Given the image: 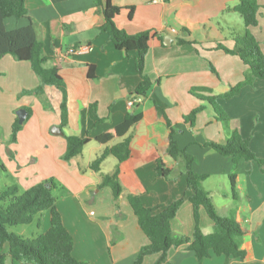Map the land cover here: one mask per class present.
Instances as JSON below:
<instances>
[{
	"label": "crops",
	"instance_id": "obj_1",
	"mask_svg": "<svg viewBox=\"0 0 264 264\" xmlns=\"http://www.w3.org/2000/svg\"><path fill=\"white\" fill-rule=\"evenodd\" d=\"M110 2L123 9L114 19L118 29L129 36L141 32L150 33L148 50L144 58V74L151 80L152 85L145 98L135 95V89L140 83L135 68L136 54L115 50L108 37L98 33L93 27L95 21L93 0H25L27 14L35 27L38 40L42 43L43 56L47 59L44 67L56 68L66 85L67 125L62 130L59 128L61 102L59 91L53 87H44L42 99L19 97L22 92L37 88L39 80L29 63L19 62L10 55L0 59V116L5 118L7 124L5 131L11 130L15 110L30 108L33 116L40 112L52 118V124L63 133L62 135L49 133L50 126H22L17 136V147L21 143L36 147L40 141L47 149L42 150V156L47 161L55 162L61 183L66 185L71 195L62 205L55 203V207L61 215L65 229L73 238V257L83 264H133L138 251L146 246L148 241L128 205L127 197L131 194L139 195L145 207L167 205L184 195L185 200L171 221V231L175 236L191 237L194 223L193 206L189 197L192 191L187 189L186 182L177 187L173 181V175L176 173L175 162L181 164L185 172L184 160L181 157L174 160L166 155L168 130L165 123L153 112V108L157 106L164 111L175 131L173 140L179 150H184L193 157V171L208 176L201 183L220 176L219 172H215L213 164L221 162L224 166L221 172L222 185L216 187L220 188L219 191L215 187L212 190L222 198L224 196L225 207L215 208L217 212L219 210L227 212V207L230 210L235 208L234 220L247 230V234L239 241L240 248L246 252L244 261L213 255L202 264H264V195L257 206L250 208L248 217H245L247 161H239L231 172L230 158L220 156L211 148L204 147L206 143H226L230 138L228 132L220 139H214L212 131L205 132L204 138L195 136L193 133L195 130H201L202 127L210 130L212 126L208 125L217 122L213 115H210V119L203 120L204 126L196 124L198 118H201L202 111L197 114L192 124L183 120V117L193 109L206 104L189 94L192 88H208L210 93H202L204 96L225 93L232 87L227 83L228 69L232 71L236 69L235 78L240 81L243 79L246 68L241 61L215 49L217 43L222 44L227 38L224 37L225 29L220 24L213 25L214 19L230 24L223 16L236 13L234 7L238 0H110ZM128 7L133 8L130 19L126 10ZM262 9L264 4L261 5L260 14ZM205 24H208L209 32H213V29L220 32L218 39L209 37ZM27 25L26 19L18 21L9 19L5 23L7 30ZM257 27L259 17L255 28ZM179 40L183 43L178 44ZM205 45L209 46L205 48ZM70 48L75 50L74 54L68 52ZM260 49L264 52V48ZM210 63L214 65L212 66L217 75L210 72ZM217 66L219 67L216 68ZM129 101L133 103L132 106H128ZM206 109L207 107L203 108ZM127 113H141L144 117L121 139L105 145L94 141L96 136L120 124ZM142 125L146 129L142 147H134L135 139L140 138L138 132ZM151 129H162L161 141L151 138ZM229 130H237L242 139L248 140L249 148L252 142L248 135H243L240 129L229 127ZM65 136L80 138L87 136L90 139L82 153L68 162L61 160L66 148ZM127 138L130 139L131 149L137 151L139 155L124 165V172L120 177L122 193L118 200L119 204L114 206L108 202L99 205L94 198H88V195L98 189L102 176L113 172L117 161L114 158L115 162H111L109 173L104 174L102 167L112 157L109 156L99 171L94 172L89 169L91 159L86 160L81 166L84 152L87 149L90 155L94 153L98 157L105 148ZM249 150L259 158L253 149ZM199 155L206 167L197 164ZM157 159H161L173 170L167 180L155 175ZM233 174L234 193L231 191V182L226 185V181H230ZM206 191L213 201L211 191L208 189ZM98 192L99 190L96 191ZM222 214L225 217L226 213ZM44 219L40 226V234L49 227L47 219ZM199 226L204 235H209L213 231V223L202 208L199 209ZM1 252L7 254L6 245L2 246ZM157 258L158 255L147 256L142 264H153ZM163 264H197V261L183 245L171 248L167 253V261Z\"/></svg>",
	"mask_w": 264,
	"mask_h": 264
},
{
	"label": "trees",
	"instance_id": "obj_2",
	"mask_svg": "<svg viewBox=\"0 0 264 264\" xmlns=\"http://www.w3.org/2000/svg\"><path fill=\"white\" fill-rule=\"evenodd\" d=\"M167 1V0H165ZM95 17L93 27L98 33L106 35L117 51L127 54L135 53V68L140 77V83L135 89V95L145 98L152 82L144 74V58L148 50L150 33L141 32L129 36L115 26L114 19L123 10L111 4L110 0H93ZM261 5L257 0H238L234 11L238 13L244 24L242 36L235 39V46L230 49L220 43L215 45L216 50L225 54L237 57L245 66L246 71L243 79L236 86L230 87L228 91L218 96L207 95L208 88H192L189 94L206 103L214 112L215 120L225 125L229 119L225 113L216 105V100L228 101L237 97L244 87L252 86L255 81L264 80V52L261 51L256 39L249 33L248 28H255L258 25ZM128 18L132 17L133 8H126ZM9 19H26L28 25L22 28L7 30L5 23ZM181 40L178 44H182ZM10 55L19 62L29 63L31 70L39 80V86L33 90L24 91V94L36 95L42 99L43 88L53 87L61 95L60 124L62 130L67 125V91L66 85L56 68H45L47 61L42 53V43L38 40L35 27L31 22L25 7V0H0V59ZM209 70L217 75L214 67L209 64ZM91 77V74H88ZM203 106L193 109L183 117L185 122L193 123L197 114L203 110ZM26 117L20 120L15 118L11 126V143H15L22 125L31 116L30 109L23 108ZM153 112L159 120L167 127V150L166 155L174 160L181 157L185 164L186 187L192 191L189 201L193 206V233L190 238L175 236L171 231V221L175 218L178 209L185 200L182 195L167 205H156L145 207L139 195L131 194L127 197L128 205L136 218L137 225L146 237L148 243L142 247L133 264H142L143 259L150 255H158L153 264H163L167 261V253L171 248L185 245L186 250L193 254L197 264H202L205 259L214 256H223L226 259H239L241 262L246 258V252L240 248L239 241L247 234L239 222L233 218L223 217L217 214L211 201L209 193L201 187L208 176L196 174L192 169L193 157L184 150H179L173 140L175 131L170 125L164 111L155 106ZM144 114L127 113L122 122L108 131L96 136L94 141L105 145L111 141L123 138L129 129L135 127L143 119ZM230 141L225 144L206 143L220 156L230 158L234 167L241 160L255 162L259 166L264 165V160L257 158L248 148V140L240 137L237 130H229ZM66 148L62 156L65 162L78 157L90 142L85 136H65ZM139 153L130 147V139H124L111 147L105 148L101 154L90 163L89 169L98 172L104 160L112 156L116 159L117 165L113 172L104 175L100 179L98 189H108L112 201L116 203L122 193L120 177L124 172V165L127 161L137 158ZM5 172L0 166V173ZM173 170L167 167L161 159L156 160V177L167 180ZM234 174L230 176L231 191L234 193ZM53 183L44 182L32 186L23 193H20L15 186L5 187L0 191V264H83L77 261L73 255V238L63 225L61 215L55 207V198L52 195ZM202 208L213 223V231L204 235L199 226V209ZM43 212L49 215V227L39 236L30 240H24L8 231L9 228L20 225H28L35 217ZM7 246V254L1 252L2 246ZM9 259V263H7Z\"/></svg>",
	"mask_w": 264,
	"mask_h": 264
},
{
	"label": "rangeland",
	"instance_id": "obj_3",
	"mask_svg": "<svg viewBox=\"0 0 264 264\" xmlns=\"http://www.w3.org/2000/svg\"><path fill=\"white\" fill-rule=\"evenodd\" d=\"M257 2L260 5L264 4V0H257ZM223 17L228 20L230 24L225 23L223 20L214 19L213 25L216 26L215 23H218L225 29L224 37L227 38V41L222 42V44L229 48H233L236 45L234 40L240 38L242 36V33L244 32V24L238 13H231L227 15L225 14ZM174 27L177 29L176 26ZM205 28L209 37H213L212 39H218L217 37L220 33L219 31L213 29V32H209L208 24L205 26ZM262 30H264V9L261 10V14L259 16V27L248 28L249 33L256 39L259 44V47L263 49L264 31L262 32ZM208 46L209 45H205L204 47L207 48ZM228 58L231 59V57ZM218 67L219 66H217L216 68ZM235 72H237L236 69L233 71L231 69L227 70V83L232 87L236 86L240 82V80H237L235 78ZM231 74L233 75L231 76ZM19 97H26L32 98L33 100H38V97L36 95L24 94L23 92L20 94ZM215 103L220 109H222V111L228 117V123L225 125L224 123L213 122L212 124L208 125L212 126L210 127V130L207 127H202L201 130H195L193 132L195 136L204 138L205 132L212 131L214 139H220L221 137H224L227 133L225 126H229L238 130L240 129L242 130L243 135H248L251 138L252 143L250 144L249 149H253V151L258 155L259 159L264 160V82L255 81L252 86L244 87L239 96L229 101L216 100ZM201 105H205L204 107H207V109L202 110L200 114L201 118H198V122L196 124L204 126L202 123L203 120L210 119V115H213L215 118V115L213 110L207 104ZM21 110H23V108H18L14 111L15 118L18 117L17 113ZM20 116L22 117V119H25L26 111L21 112ZM32 116L33 111L31 110L30 118L26 120L22 126H50L49 133H51V130L55 128V124H52V118H48L40 112L36 113L33 117ZM5 126H7L5 118L3 119L0 116V166H3L5 169V172L0 173V191H2L5 187L15 186L20 193H23L34 185L51 181L55 187L52 190V195L55 198V203L56 205L59 204V206L62 205L63 201L65 199L70 198L71 195L66 185L61 183L55 162L47 161L45 157L42 156V150L47 149L43 147V144L40 141L38 146L36 147L28 146L22 143L19 144L17 147V140L15 143H11V130H9V132L5 131ZM145 131L146 129L142 125L138 132L140 138L135 139L134 147H142V138L144 136L143 134ZM151 131V138L156 139L157 141H161L162 129H151ZM228 141H230V138L228 139ZM96 158V154L93 153L92 155H90L86 149V151L84 152V157L80 164L82 166L85 164L86 160L91 159L92 161H94ZM197 159V164L200 163L201 167L205 166V162L202 161V157L200 155ZM111 162H115V159L113 157H111L109 161L103 165L102 172L104 174L109 173L110 167L112 165ZM231 166L232 172L234 171L235 167L233 164ZM174 167L176 173L173 175V181L176 183L177 187H181V184L183 185V183L186 182V176H184L185 172H183L182 165H179L178 162H175ZM213 167L215 172L220 173V176L214 177L212 179H209V181L201 183V187L204 190L208 189L211 191V195L213 197L212 203L214 207L223 209L225 207V201L223 199L224 196L222 198L212 189L213 187H215V189L219 191L220 188L217 189L216 187H220L222 185L221 182L223 179L221 178V172L224 170V166H222L221 162H217L216 164H213ZM229 183L230 181H226V185H228ZM97 190H99L98 193H96ZM235 192L238 194L237 190ZM263 195L264 165L259 166L255 162H245V217H248L249 210L251 207H255L260 203V198ZM110 196V191L105 188L96 189L94 192H92V194L90 193L88 195V198H94L95 202L99 205L107 204L108 202L114 206L119 204V201L114 203L112 201V197L111 199H109ZM236 206L238 207V205ZM227 209V212H222V210H219V212H217L218 210H216V212L220 216H223L222 213H226L225 217L234 219L233 212H236V209L233 208L232 210H230L229 207H227ZM239 212L241 213V210H239ZM44 218L47 219V224H49L48 213L43 212L37 217H35L32 223L28 225L14 226L9 228L8 231L17 236L21 235L22 237H24V240H30L40 234V226L41 224H43V221L45 220Z\"/></svg>",
	"mask_w": 264,
	"mask_h": 264
},
{
	"label": "water",
	"instance_id": "obj_4",
	"mask_svg": "<svg viewBox=\"0 0 264 264\" xmlns=\"http://www.w3.org/2000/svg\"><path fill=\"white\" fill-rule=\"evenodd\" d=\"M20 113L21 112H24V110H21V111H19ZM17 113V116H18V118L20 119V120H23L22 119V117L20 116V113ZM51 133L52 134H54V135H62L63 133H62V131L59 129V128H57V127H55V128H53L52 130H51Z\"/></svg>",
	"mask_w": 264,
	"mask_h": 264
},
{
	"label": "built area",
	"instance_id": "obj_5",
	"mask_svg": "<svg viewBox=\"0 0 264 264\" xmlns=\"http://www.w3.org/2000/svg\"><path fill=\"white\" fill-rule=\"evenodd\" d=\"M172 32H174V30H171ZM68 52L70 53V54H74L75 53V50L73 49V48H70L69 50H68ZM133 105V103L131 102V101H129L128 102V106H132Z\"/></svg>",
	"mask_w": 264,
	"mask_h": 264
}]
</instances>
